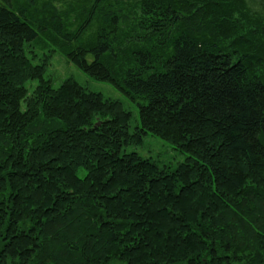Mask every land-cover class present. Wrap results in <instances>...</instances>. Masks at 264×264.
<instances>
[{
	"label": "trees",
	"instance_id": "obj_1",
	"mask_svg": "<svg viewBox=\"0 0 264 264\" xmlns=\"http://www.w3.org/2000/svg\"><path fill=\"white\" fill-rule=\"evenodd\" d=\"M148 134L185 162L122 154ZM0 264H264V0H0Z\"/></svg>",
	"mask_w": 264,
	"mask_h": 264
},
{
	"label": "rangeland",
	"instance_id": "obj_2",
	"mask_svg": "<svg viewBox=\"0 0 264 264\" xmlns=\"http://www.w3.org/2000/svg\"><path fill=\"white\" fill-rule=\"evenodd\" d=\"M30 46L31 48H26L29 59L34 65L46 68L45 80H49L54 89L61 87L65 81L73 80L86 87L90 92L102 95L105 99L120 101L124 108L132 113L131 133L140 126L139 107L116 86L98 81L81 71L68 60L61 50L52 46L45 38L31 43ZM38 84L39 81H29L26 84L25 87L29 95L34 92ZM22 110H25V104H22ZM131 153H136L143 159L155 162L162 169L167 167L170 170H175L187 158L186 154L175 149L172 144L152 134L144 136L141 144H134L122 149V154Z\"/></svg>",
	"mask_w": 264,
	"mask_h": 264
}]
</instances>
